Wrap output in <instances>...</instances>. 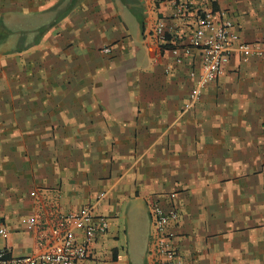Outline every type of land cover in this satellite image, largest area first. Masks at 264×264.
<instances>
[{
  "label": "crops",
  "instance_id": "0c3cea01",
  "mask_svg": "<svg viewBox=\"0 0 264 264\" xmlns=\"http://www.w3.org/2000/svg\"><path fill=\"white\" fill-rule=\"evenodd\" d=\"M146 3L0 0V248L10 257L56 247L55 215L103 193L109 229L81 264H132L127 225L146 228L134 242L148 264L147 203L175 192L183 264H264V57L232 58L183 110L198 62L172 67L159 54L147 32L170 9ZM199 7L264 49V0Z\"/></svg>",
  "mask_w": 264,
  "mask_h": 264
},
{
  "label": "built area",
  "instance_id": "2783aa9c",
  "mask_svg": "<svg viewBox=\"0 0 264 264\" xmlns=\"http://www.w3.org/2000/svg\"><path fill=\"white\" fill-rule=\"evenodd\" d=\"M145 1L147 10L153 11L162 4L170 9L169 22L156 18L147 32L154 39L159 54H167L172 67L181 66L186 59L198 62V69L187 73L194 83L183 110H189L198 101L201 91L223 74L232 58L245 64L264 57V49L258 44L241 40L236 26L229 19L219 16L217 20L211 11L199 7L202 0ZM101 52L108 54L109 48L104 47ZM104 198L105 194L100 193L93 202L76 211L55 215L57 226L61 229L56 236V247L16 258L0 248V264H81L89 259L92 246L109 229L108 219L99 213ZM175 199L176 193L172 192L165 196L163 203H147L150 225L146 250L148 264H183L173 243L179 217ZM21 224L34 228L38 222L33 217H27L21 220ZM6 235L7 229L0 217V239H5Z\"/></svg>",
  "mask_w": 264,
  "mask_h": 264
},
{
  "label": "rangeland",
  "instance_id": "374dc122",
  "mask_svg": "<svg viewBox=\"0 0 264 264\" xmlns=\"http://www.w3.org/2000/svg\"><path fill=\"white\" fill-rule=\"evenodd\" d=\"M12 210L9 211L10 216L13 218L15 221L18 217H21L25 214V212H22L21 210H17L14 214L11 213ZM125 232H124V246H125V251L126 254L124 255L127 260H130L132 264H141L142 261V245L140 242L136 243L134 242V237L136 236V233L139 234V231H144L145 232V227L140 228L138 226H132V225H127L125 226ZM137 234V235H138ZM139 237V236H138Z\"/></svg>",
  "mask_w": 264,
  "mask_h": 264
},
{
  "label": "trees",
  "instance_id": "16d2710c",
  "mask_svg": "<svg viewBox=\"0 0 264 264\" xmlns=\"http://www.w3.org/2000/svg\"><path fill=\"white\" fill-rule=\"evenodd\" d=\"M74 4V3H73Z\"/></svg>",
  "mask_w": 264,
  "mask_h": 264
}]
</instances>
